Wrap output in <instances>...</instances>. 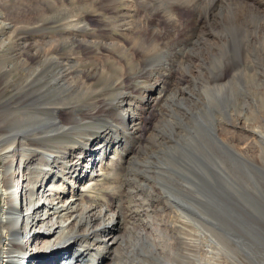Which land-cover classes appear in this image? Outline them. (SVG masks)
<instances>
[{
  "label": "rangeland",
  "instance_id": "obj_1",
  "mask_svg": "<svg viewBox=\"0 0 264 264\" xmlns=\"http://www.w3.org/2000/svg\"><path fill=\"white\" fill-rule=\"evenodd\" d=\"M98 2L0 0V137L7 138L1 144L9 143L14 137L12 131H26L18 124L31 117L39 119L35 112L24 117L23 112L29 106H40L50 113L57 106L50 103L54 90L52 84L47 85L52 67L37 56L65 58L70 54L69 74L63 79L73 85V96L68 99L71 105L66 104V109L61 110L63 123L76 138L85 137L89 130L102 131L108 126L100 121L104 122V115L92 114L84 107L81 108L84 112L73 110L90 99L100 101L103 110L113 115L111 124L130 150L128 161L116 175L107 176L104 186L101 182L90 194L79 192L84 194L86 206L95 197L99 200L107 194L113 206L119 205V215L127 221L121 229H115L119 246L112 253V264H256L257 261L264 264V253L256 259L244 256L237 245L241 244L239 237L224 231L229 229L225 217L210 212L213 206L216 210L229 206L244 210L264 230V139L258 136L264 132V9L238 4L223 19L220 16L193 29L189 36L192 45L195 48L200 46L198 41L203 42L202 46L206 43L207 48H196L205 51L188 49L184 52L187 55L180 53L184 59L188 58L187 62L180 63L174 57V65L157 70L141 63L143 53L138 55V65L117 63L114 50L102 43L96 21ZM81 14H87L91 25L79 22L81 28L70 27L69 21ZM158 76L166 82L162 90L159 85L150 87ZM25 97L29 106L23 107ZM115 101L118 107L114 106ZM127 102L134 104L135 121L133 117L122 121L118 115L123 107L129 108ZM237 119L243 124L234 125ZM97 123L101 125L95 127ZM81 129L87 131L80 133ZM64 134L61 132L59 139L68 136ZM53 140L25 141L38 149L41 156H51L59 145V140ZM11 177L13 185L17 184L21 177L18 169L11 172ZM244 191L247 194L242 195ZM114 193L117 196L113 197ZM180 205L186 211L179 209ZM96 208L99 210V203ZM21 211L26 215L30 212L24 207ZM189 212L193 215L192 222ZM197 221L211 232H206V236L197 233L193 228ZM159 227L162 233L155 234ZM79 233L88 234L84 229ZM156 235H163L162 239ZM91 237L89 242L81 240L79 247L74 244V264L94 259L95 252L87 248L94 240ZM39 246L37 249L41 251L37 250L34 261L60 262L61 254L55 246L50 250Z\"/></svg>",
  "mask_w": 264,
  "mask_h": 264
},
{
  "label": "bare ground",
  "instance_id": "obj_2",
  "mask_svg": "<svg viewBox=\"0 0 264 264\" xmlns=\"http://www.w3.org/2000/svg\"><path fill=\"white\" fill-rule=\"evenodd\" d=\"M238 4L241 6L244 4L247 8L254 10L264 9V0H99V12L96 16V21L99 22L102 43L104 46H109L114 50L118 59L117 63L130 66L138 65L137 60H140L138 55L143 53L144 58L141 63L154 66L158 70L165 65H174L176 62L174 57L180 63L187 62L188 58L184 59L182 55L180 56V53L185 55L188 49H192L191 52L205 51L196 48H207L206 45L208 44L204 43V46H202L203 42L198 41L200 46H195L194 48L193 43H191L192 39L189 38L190 33H192L193 29L206 26L220 16L223 19L224 16L233 12ZM86 15L81 14L80 18L78 16L76 19L69 21V26L73 29L81 28L82 25L80 26L79 22H82L85 26H90V21ZM70 31L71 28H69L68 32ZM49 54L53 55L55 52H49ZM70 56V54L65 58L59 56H50L53 58L42 55L37 56L42 61L47 60L52 67L50 73H48L50 82L47 85L52 84V91L54 90V99L50 98L52 100L50 103L57 106L55 108L52 107V113L46 112L40 106H29L28 98L25 97V104L22 102L21 105L29 107L23 112V115L35 112L39 115V119L31 117L28 121L22 122L21 125L18 124V127L25 128L26 131L21 130L17 133L12 131L14 137L6 145L1 144V142L7 140V138L3 139L0 137V150L2 153L0 162L3 163L0 166V200L3 202V206L0 207V261L2 264H40V262L34 261L36 253L41 251L37 249L38 245H40L39 249L47 246L46 249L50 250L52 246H55L56 250L60 251V262L55 261L53 263L52 261L46 264H74V258L72 257L74 244L79 247L81 240L89 242L91 236L94 237V240L91 237V240H93L91 242L92 245L89 244L87 248L95 252V255L94 259L90 258L88 262L92 264H112L114 260L112 253L119 246V237L115 229H121L122 225L127 224L124 216L119 215V205L113 206L111 204L112 200L107 194L101 195L99 200L97 197L94 200L90 198L92 204L88 206L84 203V194H80H90L91 191L96 190V186H100L98 184L101 182L104 186L105 182H108V175H116V171L120 170L124 163L128 161L130 150L126 148L128 146L127 142L121 139L123 136L120 135L119 130L113 123L111 124L113 115L107 109L104 108L106 111L103 110L104 104H101L100 101L92 102L93 100L90 99V101L80 104L78 107L74 106L76 108L73 110L84 112V109H81L84 107L92 114L99 113V115H104V122L103 119L100 121L107 123L108 126L105 129L93 132L92 130L81 129L80 133L87 131L88 134L85 133L87 134L86 136L84 135L85 137L77 135V138L70 133L71 131H68L69 128L63 123V118L61 117V110L66 109L64 106L70 103L68 99L73 96L71 95V86L73 85L63 79L64 76L69 74ZM37 67L40 69L39 66ZM61 80L63 82L60 85ZM35 84L37 85V83ZM156 85H159L158 88L162 90L166 82L158 76L150 84V87L152 88ZM222 90L226 91L229 89ZM27 93L29 94L30 92ZM95 103L97 104L95 105ZM127 103L128 106L130 105L129 108L123 109V107L118 115L122 117V121H125L127 117H133L132 119L135 121L134 104ZM114 106L118 107L116 101ZM16 114L18 113L16 112ZM9 115L11 114L9 113ZM241 123L243 124V121L239 120L234 125L238 126ZM99 125L101 124L97 123L95 127ZM240 128L242 129L241 126ZM61 132L68 136L59 139ZM261 133L263 135L259 133L258 136L264 139V132ZM22 135L25 136L23 137ZM44 139L48 141L59 140L57 142L59 145L54 150L51 148L53 150L51 156L47 154L41 156V153L37 152L38 149L29 146L30 144L25 141L36 142L39 140L44 141ZM63 147L67 148L62 149ZM15 169H18L21 177L18 183L13 185L11 172ZM59 172L63 173L60 174ZM115 196L117 195L114 193L113 197ZM154 196L156 200L161 201L157 194H154ZM101 199L105 201L103 202ZM118 201L121 206V201ZM98 203L99 210L96 208ZM22 207L30 210L28 215L21 211ZM178 208L186 211V208L182 207V205ZM203 210L206 213V207ZM234 210L235 212L239 211L235 208ZM216 211L221 213V209ZM253 211H250V213ZM210 212L211 214L216 213L214 209L210 210ZM244 213L245 211L243 210L242 214ZM189 214L191 222L194 221L192 220L193 215L190 212ZM247 215L245 214V216ZM225 219L229 228L224 230L225 233L239 237V243L242 246V237L233 232L235 229L240 231L241 227L237 226L229 218L225 217ZM253 222L257 224L255 220ZM171 223L174 224V222ZM200 224L197 221L193 227L197 233L206 236V232H211L209 228H205ZM177 228L181 229L180 226H177ZM81 229L86 230L88 234L84 236L80 234L79 231ZM177 231L174 230V232ZM158 232H161L160 227L155 229V234ZM67 233L68 236L66 237ZM163 235L156 236L161 238ZM58 238L64 242L60 243Z\"/></svg>",
  "mask_w": 264,
  "mask_h": 264
},
{
  "label": "water",
  "instance_id": "obj_3",
  "mask_svg": "<svg viewBox=\"0 0 264 264\" xmlns=\"http://www.w3.org/2000/svg\"><path fill=\"white\" fill-rule=\"evenodd\" d=\"M244 194L247 193L244 191L242 192V195ZM213 209L218 213L215 206H213ZM242 211L243 210L235 212L234 209L224 207L221 209V213L218 214L229 218L233 223L241 227V230L237 232V234L240 233L239 235L242 236V246L238 243L237 245L242 250L244 256L256 259L260 253H264V230L259 227L258 223L255 224L253 220H250L248 215L245 216L246 213L242 214ZM256 264H261V262L257 261Z\"/></svg>",
  "mask_w": 264,
  "mask_h": 264
}]
</instances>
